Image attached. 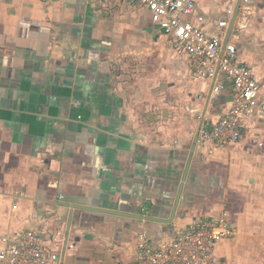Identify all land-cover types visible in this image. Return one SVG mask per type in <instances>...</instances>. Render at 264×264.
Wrapping results in <instances>:
<instances>
[{"label":"crops","instance_id":"0c3cea01","mask_svg":"<svg viewBox=\"0 0 264 264\" xmlns=\"http://www.w3.org/2000/svg\"><path fill=\"white\" fill-rule=\"evenodd\" d=\"M249 2L245 17L241 0H194L192 16L264 89V0ZM151 23L131 0H0V237L34 229L57 264H144L137 230L157 246L226 208L236 236L216 257L264 264V113L236 143L196 140L234 104L232 81L199 78Z\"/></svg>","mask_w":264,"mask_h":264},{"label":"built area","instance_id":"2783aa9c","mask_svg":"<svg viewBox=\"0 0 264 264\" xmlns=\"http://www.w3.org/2000/svg\"><path fill=\"white\" fill-rule=\"evenodd\" d=\"M147 9L150 20L172 35L175 45L191 59L199 78L215 80L224 76L232 81L234 104L210 127L199 130V136L208 143L223 140L236 143L241 138V121L245 116L264 113V89L252 67L236 59L233 43H222L218 35H209L195 21L202 15H193L194 0H131ZM241 13H249V0H241ZM231 14L232 7L226 8ZM227 20L218 22L225 26ZM224 88L215 81L213 92ZM236 236L229 223L228 210L220 208L211 219H192L174 239L152 246L146 230L135 232L137 257L144 264H225L213 252L215 243ZM58 254L45 246L38 231L25 229L13 237H0V264H57ZM124 264V263H121Z\"/></svg>","mask_w":264,"mask_h":264},{"label":"water","instance_id":"95a60500","mask_svg":"<svg viewBox=\"0 0 264 264\" xmlns=\"http://www.w3.org/2000/svg\"><path fill=\"white\" fill-rule=\"evenodd\" d=\"M239 2H240V0H239ZM236 13H237V9L235 11V14ZM234 21H235V15H234V17L232 19V22H231V25H230L231 28L233 27ZM153 29L158 30V33L166 34L165 30L163 28H161L158 24H155V23L152 22L151 23V27L148 28V31L151 32ZM198 135H199V130L196 133V140L198 138ZM192 151H193V149H192ZM191 154H192V152H191ZM191 154H190L189 159L187 161V167H189V164H190V160H191V156H192ZM186 171H187V168H186ZM184 180H185V178H184ZM180 191H181V189H180ZM180 191H179V193H180ZM178 197H179V195H178ZM178 201L179 200L177 199L176 202L174 203L173 213H172L171 217L174 216L175 209H176V206L178 204ZM74 209L79 210V211L80 210L81 211H92V212H100V213H106V214H111V215L128 216V217H132V218H136V219L145 218V220H147V221H156V222H160V223H170L171 222V219H159V218L150 217V216L149 217H143L141 215H132V214H127V213H120V212H117V211L95 209V208H91V207H85V206H82V205L73 206L72 207V211L70 212L71 214H72Z\"/></svg>","mask_w":264,"mask_h":264}]
</instances>
